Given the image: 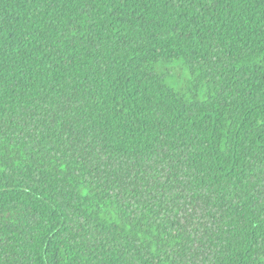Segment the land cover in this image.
I'll return each mask as SVG.
<instances>
[{
  "label": "trees",
  "instance_id": "16d2710c",
  "mask_svg": "<svg viewBox=\"0 0 264 264\" xmlns=\"http://www.w3.org/2000/svg\"><path fill=\"white\" fill-rule=\"evenodd\" d=\"M0 264H264V0H0Z\"/></svg>",
  "mask_w": 264,
  "mask_h": 264
}]
</instances>
